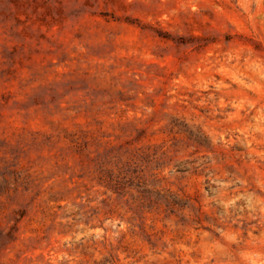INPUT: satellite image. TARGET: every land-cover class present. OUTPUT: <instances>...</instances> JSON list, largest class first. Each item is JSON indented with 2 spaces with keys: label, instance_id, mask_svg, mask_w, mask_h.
Returning a JSON list of instances; mask_svg holds the SVG:
<instances>
[{
  "label": "rangeland",
  "instance_id": "374dc122",
  "mask_svg": "<svg viewBox=\"0 0 264 264\" xmlns=\"http://www.w3.org/2000/svg\"><path fill=\"white\" fill-rule=\"evenodd\" d=\"M0 264H264V0H0Z\"/></svg>",
  "mask_w": 264,
  "mask_h": 264
}]
</instances>
